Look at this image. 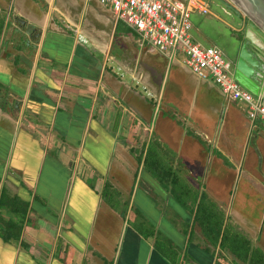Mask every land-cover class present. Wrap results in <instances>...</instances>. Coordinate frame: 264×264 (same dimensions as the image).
<instances>
[{"label":"crops","instance_id":"1","mask_svg":"<svg viewBox=\"0 0 264 264\" xmlns=\"http://www.w3.org/2000/svg\"><path fill=\"white\" fill-rule=\"evenodd\" d=\"M191 21L194 39L234 68L248 25L211 1ZM164 58L99 0H0V264H240L205 238L194 203L229 215L242 173V191L264 199V123L189 68L187 101L164 91L168 78L181 83ZM152 141L166 165L148 159ZM250 219L236 209L231 231L253 244Z\"/></svg>","mask_w":264,"mask_h":264},{"label":"built area","instance_id":"2","mask_svg":"<svg viewBox=\"0 0 264 264\" xmlns=\"http://www.w3.org/2000/svg\"><path fill=\"white\" fill-rule=\"evenodd\" d=\"M111 5L117 19L135 29L168 60H180L203 79L218 85L227 100L245 104L252 124L264 123V99L242 86L232 74V61L216 45H202L192 35L191 13L210 11L209 0H99ZM182 56V57H180Z\"/></svg>","mask_w":264,"mask_h":264},{"label":"rangeland","instance_id":"3","mask_svg":"<svg viewBox=\"0 0 264 264\" xmlns=\"http://www.w3.org/2000/svg\"><path fill=\"white\" fill-rule=\"evenodd\" d=\"M180 57H182V56H180ZM163 62H164L163 63L164 64V68H167V70H169V72H172V70H174V69L176 71H178L177 73H178V76L180 77L179 79L181 81L180 86H179L176 83L174 84L172 79L168 78L167 79L168 83H166V81L164 83V85H165L164 91H166V92L169 91V94L174 93V95L179 94L181 96L183 95V93H185L186 98L184 100L187 101L188 95L189 94L192 95L193 94V90H194V87H192V86H194V82H195V80H194L195 78L193 77V74H191V72L189 70H187V67H181L180 68L178 66V64L176 62H174V61H171V62L167 63V59L164 58ZM184 84H185V87H187L186 91L181 90L182 89L181 85L183 86ZM189 85H190V87H189ZM178 89H180V90H178ZM164 95H165V93H164ZM204 104L206 105V101L201 102V105H202L203 108H204ZM184 137L185 136H181V137H179L177 135L175 136V138H177V140H178L179 145L182 144L183 139H184V141H186L187 138L185 139ZM188 141L192 142V140H190V138H188ZM188 141L185 144V146L188 145V143H189ZM150 146H151L150 147L151 151H150V153L148 155V159L155 160L156 159L155 154L156 155H160V157H161V159L163 161V164L166 165V161L164 159L165 157H163L164 153H163V151L162 152L159 151V149H162L163 147H160L159 145H157V143L155 141H152ZM188 146L190 148L191 154L195 156V154L192 153V152H196L195 147H193L192 145L191 146L188 145ZM255 152H256L255 169L262 170L261 168H262V163L263 162L260 161V158H261V156L259 155L260 153L257 150ZM251 159H252L251 149H248L247 152H246V155H245L244 167H245V165H247L249 163V161ZM262 160H263V158H262ZM148 165H151V164L148 163L147 164V168H149ZM165 165H163V170L166 167ZM153 169H155V168L151 167L152 171H154ZM234 176H235V174L233 173V177ZM233 177H231V179H230L231 181H232ZM219 178H221V177L219 176ZM243 178H244V174L242 173L239 181H237V184H235L232 187V189H231V194H230V198H229V201H228V203L230 205L229 215L227 213L225 214L223 212V210H221L219 213L223 212V217H224L223 225H225L227 227L228 231H231L234 227H236L235 226L236 224L235 225L232 224V220L234 218L235 210L239 208L240 213H242V215H244V216H248L249 218H251L250 220L255 224V226L258 229V232H257L256 236H257V238H259V240L254 238L253 246L257 247V246H260L262 244V248L264 249V199H262L260 197L257 198V196L255 194H251V193H248L246 191H242L243 190V188H242V180H243ZM137 179H138V177H137ZM184 181L185 182L188 181V178L185 177ZM204 189H205V187L202 185L201 192H203ZM189 190H191L190 193L192 195L194 193L195 194L198 193V191L195 188H193V187H191V189H189ZM215 191H217L218 195L215 194L214 197H217L219 205L222 203V205H220V206H221L222 209L225 210L226 206H227V199H228L229 196H226L225 193H223L221 191V189H218V188L216 189L215 188L214 193H215ZM171 192H172L173 196L185 197V195L183 193H181V191L179 189H175V191H171ZM190 193L187 192L186 195L190 196ZM195 194H194V196H195ZM242 195H243V202L240 203ZM260 195L262 197V194H260ZM193 199L195 200V197ZM119 200L120 199L118 197L117 198L114 197V201H119ZM194 205H195V207L196 206L198 207V209H197L198 212L197 213L199 215L200 212H201V211H199V209L203 208L202 204L201 203L199 204V203L196 202V203H194ZM119 207H120V205H119ZM121 208H123L122 205H121ZM219 216H220V214H218V213H217L216 216L215 215L213 216V220H212L213 228L211 229V232H215L217 230L216 226L218 224L217 223L218 220L216 219V217L218 218ZM138 224L140 225L139 222H138ZM138 224L136 222V225H138ZM142 225H143V227H145L144 224H142ZM196 225H197V222H196ZM146 226H149L148 223L146 224ZM183 227H185V225H183ZM157 237L159 239L158 243H160V241H161L160 235H158ZM163 243L164 242L161 241L162 245H164ZM222 257H224L228 261H230V258H234V255L232 253H228V256H222ZM238 261L240 262V264H247V263H245V262H243L241 260H238Z\"/></svg>","mask_w":264,"mask_h":264},{"label":"water","instance_id":"4","mask_svg":"<svg viewBox=\"0 0 264 264\" xmlns=\"http://www.w3.org/2000/svg\"><path fill=\"white\" fill-rule=\"evenodd\" d=\"M224 1L226 2L227 5L234 6L233 4H231V2L226 0ZM237 1L245 9L244 11H247V13L256 22L253 19L248 20V27L246 29L245 38L240 45L237 58L234 62V68H232V74L242 86L250 90L255 95H261V97L264 99V82L262 81V79L264 78V74L262 75V79H260L261 73L259 72L261 70L264 71V67L259 65L258 62L255 59H253L252 53L247 49L248 40L255 41L256 47L261 49V51L258 50L259 54H257V56L260 58L261 56L264 57L263 46L259 44L258 39L254 37L256 31L261 32L260 27L264 30V0H237ZM257 23L259 24L260 27L258 26ZM232 67H233V61H232ZM257 75H259L260 78H258Z\"/></svg>","mask_w":264,"mask_h":264},{"label":"trees","instance_id":"5","mask_svg":"<svg viewBox=\"0 0 264 264\" xmlns=\"http://www.w3.org/2000/svg\"><path fill=\"white\" fill-rule=\"evenodd\" d=\"M202 209H199L200 214L198 215V207H196L193 212V217L199 222L202 232L205 238L212 244H218L219 255L222 251H229L237 259H240L248 264H264V253L258 248L253 246L251 240L244 234L228 231L227 227L223 225V212L219 213L221 210L215 209L214 205L210 206L203 199L201 201ZM220 214L216 219L217 230L211 232L213 216Z\"/></svg>","mask_w":264,"mask_h":264},{"label":"flooded vegetation","instance_id":"6","mask_svg":"<svg viewBox=\"0 0 264 264\" xmlns=\"http://www.w3.org/2000/svg\"><path fill=\"white\" fill-rule=\"evenodd\" d=\"M211 2H216L217 4H220L222 8H224L226 11L230 12V13H233L235 14L238 19H239V22L243 23V25H248V20L249 19H253L248 13L247 11H244L245 9L238 3V1L236 0H226V1H229L231 2V4H233L234 6L232 5H227L226 2L224 0H209V3ZM236 2V3H235ZM254 20V19H253ZM255 21V20H254ZM256 22V21H255ZM258 24V23H257ZM259 26V24H258ZM260 27V26H259ZM260 30L261 32H257L255 33V35L264 43V30L260 27ZM243 37V36H242ZM242 39V38H241ZM229 46H230V49H232L233 47H235V43H232L229 41ZM241 45V44H240ZM228 46V47H229ZM237 49V48H236ZM247 49L248 51L252 52V54H259V51H261V49H259L258 47H254L252 45H249L247 46ZM264 49V47H263ZM239 52V51H238Z\"/></svg>","mask_w":264,"mask_h":264}]
</instances>
